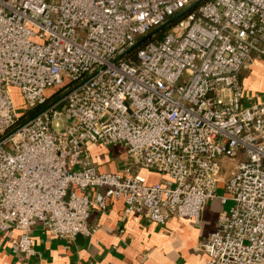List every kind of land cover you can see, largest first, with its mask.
I'll use <instances>...</instances> for the list:
<instances>
[{"label":"built area","instance_id":"obj_1","mask_svg":"<svg viewBox=\"0 0 264 264\" xmlns=\"http://www.w3.org/2000/svg\"><path fill=\"white\" fill-rule=\"evenodd\" d=\"M0 0V236L33 255L31 228L90 237L93 206L195 221L222 185L232 205L201 243L205 264L264 263V97L242 105L246 62L264 66V0ZM130 54V55H129ZM30 110L25 122L10 93ZM55 90V91H54ZM120 146L148 183L100 171ZM88 191H91L88 193Z\"/></svg>","mask_w":264,"mask_h":264},{"label":"crops","instance_id":"obj_2","mask_svg":"<svg viewBox=\"0 0 264 264\" xmlns=\"http://www.w3.org/2000/svg\"><path fill=\"white\" fill-rule=\"evenodd\" d=\"M241 72L244 97L251 98V103L263 98L264 66L260 59L254 58ZM90 152L100 171H129L148 183L163 178L151 170L135 169L120 146L91 144ZM220 196L207 202L198 221L172 217L164 224L151 222L137 212L126 213L122 200L111 199L105 212L92 207L90 223L95 231L90 237L61 239L38 223L31 228L34 253L27 256L10 250L8 240L17 232L2 234L0 264H205L201 243L214 229L219 213L228 209L225 204L232 205L230 199L222 203Z\"/></svg>","mask_w":264,"mask_h":264},{"label":"rangeland","instance_id":"obj_3","mask_svg":"<svg viewBox=\"0 0 264 264\" xmlns=\"http://www.w3.org/2000/svg\"><path fill=\"white\" fill-rule=\"evenodd\" d=\"M48 2H52V3H54V2H56L57 0H47ZM168 25H171V24H168ZM168 25L163 29V31L168 27ZM249 62H246L245 63V65H244V67H243V69L247 66V64H248ZM242 73V72H241ZM55 91V90H54ZM10 93H11V95H12V98H13V100H14V102H15V105H16V110H17V112H18V114H23V113H25V112H27L28 111V109L24 106V103H23V101H22V97L20 96V92H19V90L17 89V88H11L10 89ZM262 93V97H264V92H261ZM249 103H251V98H248V97H244V99H243V101H242V105L243 106H247ZM121 159V158H120ZM118 163H120V164H122V162L121 161H119L118 160ZM224 190H223V188H222V185L220 184V185H218V187H217V191H216V194L217 195H221V196H224ZM220 196V197H221ZM229 203H226L225 204V207L227 208H229Z\"/></svg>","mask_w":264,"mask_h":264},{"label":"water","instance_id":"obj_4","mask_svg":"<svg viewBox=\"0 0 264 264\" xmlns=\"http://www.w3.org/2000/svg\"><path fill=\"white\" fill-rule=\"evenodd\" d=\"M203 0H196L195 2H193L191 5H189L188 7H186L185 9H183L180 13H178L177 15H175L174 17L168 19L167 21H165L163 24H161L160 26H158L157 28H155L153 31H151L149 34H147L146 36L142 37L141 39H139L136 44L130 48L128 51L133 50L134 48H136L137 46L141 45L142 43H144L146 40L150 39L151 37H153L155 34H157L158 32H160L161 30H163L168 24H170L173 20L177 19L178 17H180L181 15H183L184 13H186L187 11H189L190 9H192L193 7H195L198 3L202 2Z\"/></svg>","mask_w":264,"mask_h":264},{"label":"trees","instance_id":"obj_5","mask_svg":"<svg viewBox=\"0 0 264 264\" xmlns=\"http://www.w3.org/2000/svg\"><path fill=\"white\" fill-rule=\"evenodd\" d=\"M176 20L177 19L173 20L170 24L172 25ZM162 34H163V30H161L160 32H158L156 36L160 37ZM135 51H136V48L130 54L133 55ZM53 95L54 94L49 95V97L47 99V102H46V105L50 103V101L52 100V96ZM46 105H43L41 107H35L33 109L28 110L27 112H25L23 114H20L15 125H19V124L25 122L27 119L33 117L36 113H38L40 110H42Z\"/></svg>","mask_w":264,"mask_h":264}]
</instances>
